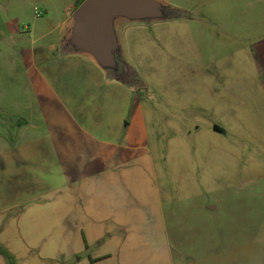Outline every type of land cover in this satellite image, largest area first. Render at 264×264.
<instances>
[{
    "label": "rangeland",
    "instance_id": "1",
    "mask_svg": "<svg viewBox=\"0 0 264 264\" xmlns=\"http://www.w3.org/2000/svg\"><path fill=\"white\" fill-rule=\"evenodd\" d=\"M165 1L192 20L127 31L135 94L63 69L72 0H0V242L17 264H264V0Z\"/></svg>",
    "mask_w": 264,
    "mask_h": 264
},
{
    "label": "water",
    "instance_id": "2",
    "mask_svg": "<svg viewBox=\"0 0 264 264\" xmlns=\"http://www.w3.org/2000/svg\"><path fill=\"white\" fill-rule=\"evenodd\" d=\"M185 20L192 14L165 0H85L69 18L57 56L88 59L108 82L143 94L148 87L129 58L127 31Z\"/></svg>",
    "mask_w": 264,
    "mask_h": 264
},
{
    "label": "crops",
    "instance_id": "3",
    "mask_svg": "<svg viewBox=\"0 0 264 264\" xmlns=\"http://www.w3.org/2000/svg\"><path fill=\"white\" fill-rule=\"evenodd\" d=\"M79 1L80 0H72V2H68L67 5L65 6L64 12H63L64 13V19L61 22V31L59 33V37H61V35L65 32V30L67 28L68 20L71 17V15L74 13V11L76 10V8L78 7V2ZM53 49H56V51H57V47H52V50ZM63 59H66V58H63ZM83 60H86V59H83ZM83 60L78 59V57H73V59L66 60L65 61V64L62 65V67H63V69H67V68L70 69V67H77V66L83 65V66H85V68L88 71H90L92 73L95 82L98 85H100V86L103 87V83H105V82H104L103 74L101 73V71L95 65H93V63L91 61H88L87 60L92 65L91 64H87ZM106 88H108L111 93L117 91V93L121 94L122 96H126V94H127L124 91V89L115 87L114 85H111L110 87L107 86ZM108 183H109L108 182V179H102V184H101L102 185L101 186L102 192L105 193L106 191L109 190V186H108L109 184ZM84 193H85V197L86 198H88V197L90 199L92 197L95 198L96 195H97V186L94 184L93 186L90 187V191L89 192L87 190H85ZM75 194L76 195H78V194L82 195L83 194L82 188H80V187L79 188L78 187L75 188ZM78 223L80 224L79 219H78ZM0 245L2 247H4L9 253H11L15 258L17 257V255H16L17 253L14 252V250L11 249L9 243H7V242H0ZM0 264H7L6 260L1 255H0Z\"/></svg>",
    "mask_w": 264,
    "mask_h": 264
},
{
    "label": "trees",
    "instance_id": "4",
    "mask_svg": "<svg viewBox=\"0 0 264 264\" xmlns=\"http://www.w3.org/2000/svg\"><path fill=\"white\" fill-rule=\"evenodd\" d=\"M85 0H80L78 2V7L84 2ZM77 7V8H78ZM76 8V9H77ZM0 255L6 260L7 264H17L16 258L9 253L4 247L0 245Z\"/></svg>",
    "mask_w": 264,
    "mask_h": 264
}]
</instances>
